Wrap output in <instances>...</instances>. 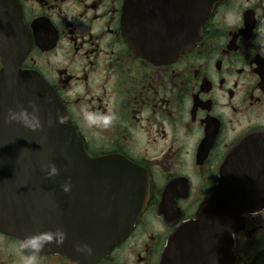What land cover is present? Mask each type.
Listing matches in <instances>:
<instances>
[{"label":"flooded vegetation","instance_id":"obj_1","mask_svg":"<svg viewBox=\"0 0 264 264\" xmlns=\"http://www.w3.org/2000/svg\"><path fill=\"white\" fill-rule=\"evenodd\" d=\"M145 6L142 0H0V70L6 64L37 73L88 156L125 159L149 190L146 207L105 256L84 263L42 252L40 264H166L171 236L194 220L228 154L241 143L247 153L264 154V142L250 141L253 133L264 139V0H221L196 44L179 56L149 54L142 38L138 45L137 21L128 12ZM169 14L172 28L189 21ZM165 18L153 16L152 27ZM85 108L115 120L90 128ZM260 203L241 214L219 209L216 236L185 243L186 264H253L264 253V198ZM18 239L0 230V264H18ZM175 257L170 264H180Z\"/></svg>","mask_w":264,"mask_h":264},{"label":"water","instance_id":"obj_2","mask_svg":"<svg viewBox=\"0 0 264 264\" xmlns=\"http://www.w3.org/2000/svg\"><path fill=\"white\" fill-rule=\"evenodd\" d=\"M220 1L158 0L156 4L155 0H142L147 8L128 12V20L137 21L138 29L132 30L140 33L137 43L140 46L142 38L149 54L179 56L196 44L202 26ZM171 10L181 17L189 16V21L172 28ZM164 14L163 26L152 27V17ZM141 22L149 24L141 26ZM29 100L39 107L41 130L30 131L18 122L5 123L8 108L27 107ZM58 114L66 116L68 122L57 123ZM49 119L53 121L51 127L47 126ZM252 135L251 142H264L260 133ZM262 159L263 153H247L242 143L228 154L218 182L206 193L194 220L184 223L171 236L166 264L175 253V261L180 264L190 260L185 249L188 240L208 241L216 236L219 209L223 214H241L260 208L264 182L257 181L264 177ZM48 163H54L59 170L51 179L41 170ZM68 179L71 191L64 193L60 186ZM148 193L146 179L130 162L88 156L56 94L37 73L5 64L0 70V230L23 239L60 228L66 233L64 243L48 244L43 252H62L84 263L94 262L133 226L146 207ZM78 244H88L92 254L77 252ZM253 264H264V253Z\"/></svg>","mask_w":264,"mask_h":264},{"label":"clouds","instance_id":"obj_3","mask_svg":"<svg viewBox=\"0 0 264 264\" xmlns=\"http://www.w3.org/2000/svg\"><path fill=\"white\" fill-rule=\"evenodd\" d=\"M31 109V111H29ZM39 107L35 101L29 100L27 107L17 105L15 109L8 108L6 115L4 116L5 123L18 122L30 131L41 130L43 125L39 115ZM82 120L86 126L90 128H107L112 125L115 120V116L110 113H104L99 110H89L85 108L82 113ZM56 122L59 124H66L68 118L66 116L57 115ZM53 121L49 119L47 126L51 127ZM42 171L45 172V176L51 179L59 174V170L54 163H48L46 169L42 166ZM61 190L64 193L71 191V180H66L61 184ZM66 233L57 228L55 231L38 232L35 234L26 235L23 239H18L14 246V251L18 257V264H40V256L46 247L51 243L61 245L66 239ZM76 251L84 255L90 256L92 254V248L88 244L76 245Z\"/></svg>","mask_w":264,"mask_h":264}]
</instances>
